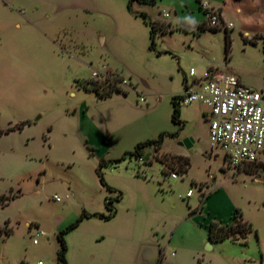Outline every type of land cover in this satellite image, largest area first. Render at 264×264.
<instances>
[{"label": "rangeland", "instance_id": "1", "mask_svg": "<svg viewBox=\"0 0 264 264\" xmlns=\"http://www.w3.org/2000/svg\"><path fill=\"white\" fill-rule=\"evenodd\" d=\"M183 1H134L129 9L128 0H0V130L13 127L0 134V201L18 195L0 206V264H59V231L84 210L110 213L105 198L118 193L101 184L99 171L122 199L114 201L112 219L84 218L66 235L68 264H141L143 244H160L166 264H264V168L258 167L264 154L253 165L227 164L211 143L200 103L181 106L186 124L179 129L171 102L184 92L192 67L196 76L229 70L243 84L264 89L262 42L243 39L254 34L249 9L255 0H244L240 15L226 0L232 26L222 22L213 26L221 29L201 33L187 28L210 21L196 1ZM142 13L164 24L155 49ZM115 74L127 82L108 97L89 82ZM161 132L177 134L167 136L161 150L144 149L150 162L126 155L101 166ZM184 138L196 142L186 147ZM174 151L191 160L189 172L177 178L155 159L164 156L178 171ZM254 168L255 174L246 172ZM236 209L254 231L209 246L210 222L231 223Z\"/></svg>", "mask_w": 264, "mask_h": 264}, {"label": "built area", "instance_id": "2", "mask_svg": "<svg viewBox=\"0 0 264 264\" xmlns=\"http://www.w3.org/2000/svg\"><path fill=\"white\" fill-rule=\"evenodd\" d=\"M201 5L211 26L222 24L217 10L207 2ZM98 75V71H93V76ZM140 100L144 101L145 97L140 96ZM178 103L180 106L200 103L205 107L204 118L208 122L211 143L224 152L227 164L244 166L258 161L264 154V89L243 84L239 75L229 70L209 68L203 75L196 76V69L192 67ZM171 176L177 178L180 174L172 172ZM192 193L193 188L188 190L187 196ZM55 198L60 200L59 196ZM41 233L33 234L34 243H38ZM36 264L44 263L40 260Z\"/></svg>", "mask_w": 264, "mask_h": 264}, {"label": "trees", "instance_id": "3", "mask_svg": "<svg viewBox=\"0 0 264 264\" xmlns=\"http://www.w3.org/2000/svg\"><path fill=\"white\" fill-rule=\"evenodd\" d=\"M134 1H138L141 3H147V4H155L157 2V0H128L129 9L132 7V4ZM142 15H143L144 19L146 20V22L150 26V40H151L150 48L155 49L156 44H157L156 43V33L158 30L164 31V26H163L164 24H162L161 20H159V19L152 20V18L146 13H142ZM187 29L193 30L194 32H197V33H201V32L206 31V30L217 31L221 28L213 27V26L211 27V26H209V24L206 21H203L202 23L196 24L195 26H193V29H190V28H187ZM225 33H226V35H225L226 57H229L231 54V50H232V38H231V35H230L227 28H225ZM259 37L263 38V40H264V35H260L258 37L256 36L253 38H249V37L243 35L244 42L250 43L253 45L258 44L257 38H259ZM263 51H264V45H263ZM121 81H123V77L115 74V76L112 79L109 76H106L105 80H103V81L92 80L89 82H93V88L95 89V91L100 96L108 97V96H111L116 89H117V91H121V88L118 86V83ZM185 81H186V76L184 77V85H185ZM125 94L126 95L128 94L127 91L125 92ZM178 97H179V94L174 95L172 97V100H171L172 106H173L172 121L176 125L179 126V129H183L185 127V123L181 119V106L178 103ZM25 124H26V121H22L16 127L17 128H23L25 126ZM12 129H13V127H9L5 131L0 130V134H2L3 132H9ZM176 134H177L176 132L175 133L161 132L159 137L153 138V139H147L145 141L139 142L135 146V149L133 151L127 152L122 157L112 159L109 161H103L101 166L106 165L108 162L109 163H120L121 161L126 159V155L135 156V157H144L146 155L144 152V149L149 147V146H154L156 150H161V147H162V144H163L165 138L167 136L173 137ZM175 158H177V160H178L175 163L178 165V167H177L178 171L172 170L171 166L173 165V161H169L168 159L164 158V156H157L155 159L158 160L163 165V171L166 173V175L171 174L172 172H177L180 175L182 173H188L189 169L191 167L190 157L185 156V155H176ZM146 162H150V160L147 159ZM255 163L256 162L251 163V165H253ZM173 167H174V165H173ZM258 167L264 168V163L261 161L260 163H258ZM255 171H257L256 168L249 169L246 172L255 174ZM98 175H99L101 184L104 187H106L108 191L118 193L116 197H111V198L106 197L105 198V205H106V208L110 211V213L109 214H103V213L102 214H97V213L92 214V213H89V212L84 210L82 212V214L75 221L71 222L65 228L61 229L59 231V233L57 234V238H58V241L60 243V248L57 252V258H58L59 264H68V260H67L68 244H67V240H66V235L70 231H72L74 228H76L84 218L99 215L101 218H104L106 220H110L117 213V208H115L113 206V203H114V201H116V202L120 201V199L122 198V192L117 190L116 188H113L112 186H110L106 182L104 175L102 174L101 171L98 172ZM17 196L18 195L11 196V195L4 194L2 197L3 201H0V206L8 205L11 202V200L16 198ZM252 231H254L252 223H250L248 220H246L244 218L240 209H236L234 212L233 220L231 223H222V222H219L217 220H212L209 224L208 237L211 241H214V242L215 241H224L226 239L236 241L238 235L245 238ZM12 232H13V230H10V231H7L6 233H12ZM1 234H2V229L0 227V235Z\"/></svg>", "mask_w": 264, "mask_h": 264}, {"label": "crops", "instance_id": "4", "mask_svg": "<svg viewBox=\"0 0 264 264\" xmlns=\"http://www.w3.org/2000/svg\"><path fill=\"white\" fill-rule=\"evenodd\" d=\"M158 1L159 0H157L156 3H158ZM194 1H196L197 5L199 6V9L202 10L203 12H204V8L202 7L201 4H202V2H207L212 9H215L219 12L221 19L223 20V22L226 24V26L228 28L230 26H232V22L228 23L226 21V15H225V5L227 4L226 0H223L222 4L220 2H217L216 0L215 1L214 0H194ZM183 2L186 3L185 0ZM233 2H234V4H236L237 13L240 15L241 12L243 10H245L244 0H233ZM252 8H250L249 10H253V12L255 13L254 19L256 21L255 22L256 25L254 26V29H253L254 34L252 36L258 37L260 35H264V0H255ZM204 15H205V12H204ZM205 18H206V15H205ZM152 20H154V18H152ZM203 21H204V19H203ZM203 21H201L200 23H202ZM249 36H251V35H249ZM249 36H247V37H249ZM100 37L103 38L102 35H100ZM257 40H258V44H259V42H262V48H263V45H264L263 38L259 37V38H257ZM0 48L2 49V25H0ZM125 96H127V95L125 94ZM199 105L201 106V115L204 118V112L206 109L203 105H201V104H199ZM0 116H1V112H0ZM184 123L186 124V121H184ZM194 142H196V140L193 141V144H194ZM149 147H151V146H149ZM175 153L178 155H184L183 153H178V152H175ZM115 193H117V192H115ZM193 194H194V191H193L192 195ZM186 197H190V196H187V194H186ZM208 233H209V230H208ZM209 241L211 242V244L214 243V241H211L210 239H209ZM137 255H138V260L141 264H166L165 252H164L163 247L160 244H143L141 247V250H139Z\"/></svg>", "mask_w": 264, "mask_h": 264}, {"label": "water", "instance_id": "5", "mask_svg": "<svg viewBox=\"0 0 264 264\" xmlns=\"http://www.w3.org/2000/svg\"><path fill=\"white\" fill-rule=\"evenodd\" d=\"M193 138H184L182 141H180L181 145H184L186 147H191L193 145ZM150 156V153H147L144 157V160L146 161L148 159V157ZM208 245L211 246V242H208Z\"/></svg>", "mask_w": 264, "mask_h": 264}]
</instances>
